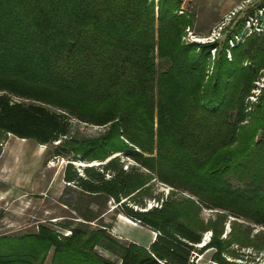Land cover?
<instances>
[{
    "label": "trees",
    "instance_id": "trees-1",
    "mask_svg": "<svg viewBox=\"0 0 264 264\" xmlns=\"http://www.w3.org/2000/svg\"><path fill=\"white\" fill-rule=\"evenodd\" d=\"M155 5L0 0V134L45 144L58 140L55 153L70 159L68 187L92 202L111 197L159 232L149 246L131 241L122 264H192L191 250L208 228L213 235L203 246L214 247L219 262L251 264L221 253L232 242L264 249L263 231L252 237L250 227L234 219L230 237L222 238V218L206 224L199 213L206 205L264 224V85L255 101L248 98L264 80V30L230 48L229 59V37L239 30L224 40L188 42L183 37L193 19L179 8L180 0ZM70 115L104 130L73 136L65 120ZM120 152L139 165L125 168ZM74 161H87L83 173ZM153 178L172 191L160 205L134 209L128 200L143 204L140 197L151 195ZM178 188L192 196H175ZM79 195L65 204L79 218L101 220L102 212L82 209ZM77 221L70 236L44 226L0 236V264H42L52 245L53 264H115L92 251L110 239V224L88 230L87 222Z\"/></svg>",
    "mask_w": 264,
    "mask_h": 264
},
{
    "label": "rangeland",
    "instance_id": "rangeland-1",
    "mask_svg": "<svg viewBox=\"0 0 264 264\" xmlns=\"http://www.w3.org/2000/svg\"><path fill=\"white\" fill-rule=\"evenodd\" d=\"M157 3L158 0H155V8H158ZM179 8L185 10L193 19V24L186 28L183 37L185 41L204 43L224 40L230 31L239 30L234 37H229L230 46L227 48L229 59L232 58L230 48L244 41L255 31L264 30V0H180ZM215 50V47L211 49L213 58L217 53ZM247 62L245 61L244 64ZM262 72L264 74V69ZM263 85L264 80L261 77L248 97L252 102L256 100ZM14 98L31 100L19 96H14ZM48 106L53 110L61 111L52 105ZM65 120L69 123V133L79 138L92 137L104 130V126L79 120L74 115H70ZM57 142L58 140H55L53 144H45L8 131L0 134V236L16 237L37 233L41 226L52 230L59 237L70 236V226L77 227L80 225L77 220H82L87 222L82 226L88 230L105 227L102 222L110 224L106 229L110 239L94 245L92 251L115 264H122V253L131 241L149 246L155 234L159 232L131 216L121 205L116 207L118 202L113 198L110 197L106 201L96 198L92 202L87 199L88 196L80 194L82 209L86 210L89 207L95 212H102L101 220L97 218L87 221L79 218L76 210L65 204L64 200L75 201L79 194L72 189L73 187H68L65 170L70 159L65 155L55 153L54 146ZM119 154L121 160L124 161L125 168H130L132 164L139 165L133 157L126 153L120 152ZM101 162L103 161H92L96 165ZM76 163L85 165L87 161H76ZM77 169L80 174L83 173L82 166L78 165ZM231 181L234 185H239L236 179L232 178ZM149 183L151 195L144 194L140 197L143 204L128 200L134 209H146L158 203L160 205L162 198H166L173 189L170 184L156 178ZM183 195L192 196L186 189H176L175 196ZM218 212H224V215L220 217ZM199 215L206 224L211 220L222 218L224 223L222 238L230 237L229 233L234 219L243 227H250L252 237L260 230L264 232V224H258L242 216H234L228 210L202 205ZM212 235V229L203 230L202 242L196 244V250H191L190 262L192 264H222L215 257L214 247L202 246V243L209 241ZM55 249L52 245L47 250L42 264H53ZM229 250H233V253ZM221 255L230 261L264 264L263 248L242 247L236 242L230 243L228 250H224Z\"/></svg>",
    "mask_w": 264,
    "mask_h": 264
},
{
    "label": "water",
    "instance_id": "water-1",
    "mask_svg": "<svg viewBox=\"0 0 264 264\" xmlns=\"http://www.w3.org/2000/svg\"><path fill=\"white\" fill-rule=\"evenodd\" d=\"M74 163V162H73ZM79 165H81V166H84V164H82V163H79ZM90 165V164H89Z\"/></svg>",
    "mask_w": 264,
    "mask_h": 264
},
{
    "label": "clouds",
    "instance_id": "clouds-1",
    "mask_svg": "<svg viewBox=\"0 0 264 264\" xmlns=\"http://www.w3.org/2000/svg\"><path fill=\"white\" fill-rule=\"evenodd\" d=\"M75 164L79 165V163L74 162Z\"/></svg>",
    "mask_w": 264,
    "mask_h": 264
},
{
    "label": "bare ground",
    "instance_id": "bare-ground-1",
    "mask_svg": "<svg viewBox=\"0 0 264 264\" xmlns=\"http://www.w3.org/2000/svg\"><path fill=\"white\" fill-rule=\"evenodd\" d=\"M94 164V163H93ZM86 165V164H85Z\"/></svg>",
    "mask_w": 264,
    "mask_h": 264
},
{
    "label": "built area",
    "instance_id": "built-area-1",
    "mask_svg": "<svg viewBox=\"0 0 264 264\" xmlns=\"http://www.w3.org/2000/svg\"><path fill=\"white\" fill-rule=\"evenodd\" d=\"M156 235V234H155Z\"/></svg>",
    "mask_w": 264,
    "mask_h": 264
}]
</instances>
